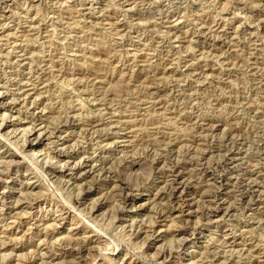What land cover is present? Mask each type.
<instances>
[{"label": "rangeland", "instance_id": "rangeland-1", "mask_svg": "<svg viewBox=\"0 0 264 264\" xmlns=\"http://www.w3.org/2000/svg\"><path fill=\"white\" fill-rule=\"evenodd\" d=\"M0 264H264V0H0Z\"/></svg>", "mask_w": 264, "mask_h": 264}, {"label": "bare ground", "instance_id": "bare-ground-1", "mask_svg": "<svg viewBox=\"0 0 264 264\" xmlns=\"http://www.w3.org/2000/svg\"><path fill=\"white\" fill-rule=\"evenodd\" d=\"M96 119V118H95ZM102 124V123H101ZM88 125H90L91 126V128H94V127H97V126H99L98 125V122H95V121H93V123H91V124H88ZM87 125V126H88ZM177 167V166H176ZM176 167H174V168H176ZM177 169V168H176ZM181 169V168H180ZM209 170V169H208ZM175 172V183H177V184H182V181H181V172L178 170V171H174ZM244 181V180H243ZM238 185V184H237ZM253 186V185H252ZM249 190V189H248ZM240 193V192H239ZM128 194H130V193H128ZM128 194L127 195H125V197L123 198V199H125V200H127L130 196H128ZM209 197V196H208ZM245 197V196H244ZM242 199V198H241ZM185 232H187V231H185ZM184 231L182 232V233H185Z\"/></svg>", "mask_w": 264, "mask_h": 264}]
</instances>
